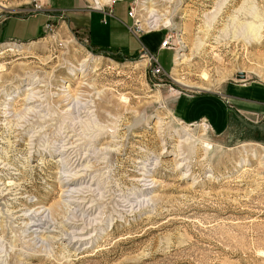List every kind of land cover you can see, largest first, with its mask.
<instances>
[{"label":"rangeland","instance_id":"1","mask_svg":"<svg viewBox=\"0 0 264 264\" xmlns=\"http://www.w3.org/2000/svg\"><path fill=\"white\" fill-rule=\"evenodd\" d=\"M40 8L0 0V22L33 16L10 32L44 23L0 39V264H264V123L174 111L264 88V0ZM166 36L152 75L144 48Z\"/></svg>","mask_w":264,"mask_h":264},{"label":"crops","instance_id":"2","mask_svg":"<svg viewBox=\"0 0 264 264\" xmlns=\"http://www.w3.org/2000/svg\"><path fill=\"white\" fill-rule=\"evenodd\" d=\"M32 17L33 16L27 18L8 17L4 21H1L0 39L17 42H31L38 39L44 31V23L40 28L35 25L33 27L28 26V28L24 31L15 30L10 32L9 29V27L16 28L14 24L10 23L12 19H17L18 21H29ZM85 36L88 38L90 43V34H85ZM151 39L152 38H149L148 36L147 42ZM157 44L154 43L151 44V47H146L148 46L147 43L145 48L142 47L137 49L139 52L136 56L140 54L143 48L148 54L155 55L158 52ZM130 57H132V55ZM224 96V98L206 95L183 96L177 99L178 102L174 111L176 116L183 120H205L216 132L227 131L230 123V117L237 119L241 117L246 118L247 116H255L259 117V122H262L260 124L264 123V88L262 89L251 84L246 86L235 85L227 87Z\"/></svg>","mask_w":264,"mask_h":264},{"label":"built area","instance_id":"3","mask_svg":"<svg viewBox=\"0 0 264 264\" xmlns=\"http://www.w3.org/2000/svg\"><path fill=\"white\" fill-rule=\"evenodd\" d=\"M41 1L42 0H32V4H33L32 11H33V13H38L41 11V8H40ZM127 17L131 19L132 25L136 26L137 20L132 17V13L130 11L127 12ZM157 50L158 51L164 50V51H173L174 52L172 41L170 40V37H167V36L164 37V39L158 44ZM148 55H149L148 60L151 62V68H150L151 74L152 75L162 74L163 70L160 67V65L158 64L155 55H152V54H148Z\"/></svg>","mask_w":264,"mask_h":264},{"label":"bare ground","instance_id":"4","mask_svg":"<svg viewBox=\"0 0 264 264\" xmlns=\"http://www.w3.org/2000/svg\"><path fill=\"white\" fill-rule=\"evenodd\" d=\"M106 2H108V3H109V2H110V0H109V1H107V0H106ZM111 3H112V1H111ZM173 62H174V66H175V65H176V66H178V65H179V64H178V63H179V59H178V58H174ZM204 128H205V127H204Z\"/></svg>","mask_w":264,"mask_h":264},{"label":"trees","instance_id":"5","mask_svg":"<svg viewBox=\"0 0 264 264\" xmlns=\"http://www.w3.org/2000/svg\"><path fill=\"white\" fill-rule=\"evenodd\" d=\"M132 58V57H131ZM133 59V58H132Z\"/></svg>","mask_w":264,"mask_h":264},{"label":"water","instance_id":"6","mask_svg":"<svg viewBox=\"0 0 264 264\" xmlns=\"http://www.w3.org/2000/svg\"><path fill=\"white\" fill-rule=\"evenodd\" d=\"M143 53V52H142Z\"/></svg>","mask_w":264,"mask_h":264}]
</instances>
